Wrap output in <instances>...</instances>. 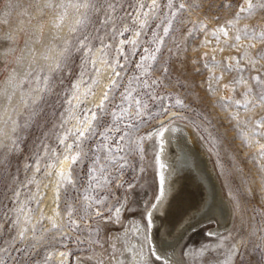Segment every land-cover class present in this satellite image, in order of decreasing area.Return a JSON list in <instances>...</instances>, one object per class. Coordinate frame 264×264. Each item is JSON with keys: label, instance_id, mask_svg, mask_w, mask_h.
Returning <instances> with one entry per match:
<instances>
[{"label": "rangeland", "instance_id": "374dc122", "mask_svg": "<svg viewBox=\"0 0 264 264\" xmlns=\"http://www.w3.org/2000/svg\"><path fill=\"white\" fill-rule=\"evenodd\" d=\"M108 2L0 0V39H6L4 44L0 43V93L5 92L8 83H13L14 90L18 89L24 95L22 107L14 105L11 109L15 111V130L5 138L0 137V249H8V253L0 254V261L5 264H43L46 252H54L57 254L54 260L58 262L61 259L58 253L64 252L67 254L62 258L65 264H99L101 260L103 264H116L113 259L115 245L116 259L121 264H129V248L132 246V251L140 253L142 242V236L132 229L142 223V214L151 209L160 193L158 153L162 141L160 137L145 139L141 144L142 151L128 152V146L135 147L139 137L146 136L160 121L167 123L171 119V122L180 120L196 131L234 209V219L231 229L223 237L224 243L219 242V237L208 235V231L215 228L212 222L187 235L181 247L187 264H257V261L264 264V156L260 155L264 136L254 135L253 129L243 123L248 118L255 121L264 117V105L246 110L243 105L220 99L232 96L235 100H242L248 86L253 84L248 77L260 74L264 78V60L258 61L255 68L249 67V58L264 50V42L257 40L255 47H249L251 40L244 38L233 47L235 29L228 30L230 42L227 45L223 38L217 42L211 35L212 29L233 17L244 0H183L191 6L190 11L180 14L167 36L163 34L164 25L157 29L160 22L152 19L143 29L134 55L131 44L123 45L127 59L119 57L124 67H114L120 76L114 77L117 87L110 90L108 87L107 110L111 111L116 103H120L121 94L129 88L118 112L121 116L118 126L128 135L121 143L115 139L118 134L113 131L104 144L106 147L112 145L111 155H125L128 166L118 171L116 165L122 161L117 160L115 165L101 167L107 155L101 149V160L90 182L92 161L72 164V183L61 182L59 187L56 199L58 217L46 212L45 187L50 175L45 173L57 172L58 163L45 157L44 146L56 149L60 160L63 158L54 136L60 131L54 126L65 118L60 114L67 115L71 111L83 116V109L100 104L87 102L100 82V72L96 70L101 69L99 60L114 66V58L118 56L114 49L119 40L135 38L131 32H125L122 37H111L109 29L112 24L105 26V9L100 7ZM113 2L127 4L128 0ZM131 2L135 3V0ZM80 3L95 4L98 10L75 7ZM225 4L233 7H225ZM61 5H66V9ZM80 19L84 20L83 24L77 23ZM201 21L208 25V29L193 31V24ZM115 24L121 31L125 26L138 30L130 20L116 21ZM244 25L259 30L264 26V11L241 18L239 26ZM153 30L163 37V44L155 61L147 60L144 70L137 69L135 65L145 55L144 49L157 47L153 43ZM206 35L211 43L202 45ZM85 36L88 37L84 41L87 48L79 44ZM104 44L112 47L104 49ZM53 46L57 48L50 55ZM245 50L250 57L240 61L244 71L241 73L235 68V60L230 61L233 70H226V58L240 57ZM36 54L44 56L41 64L35 61ZM212 57H215L212 66L205 67V60L212 61ZM47 58H51L50 62ZM92 60H95V67L90 62ZM31 62L34 65L30 68ZM57 64L61 65L59 70ZM213 73L222 75L223 79L217 82ZM241 75L247 83H234ZM129 77L138 79H132L129 85ZM210 83L214 91L209 89ZM76 84L84 85L85 89H81V85L77 89ZM224 85L229 88L225 89ZM13 92H7V100L14 98ZM137 99L142 102L139 115H136ZM177 100H181L183 106L176 104ZM224 104L228 106H222ZM162 106L168 107V115L154 118ZM129 108L133 113L131 117L127 114ZM96 111L99 115L101 110ZM236 112L240 124L231 118ZM172 114L179 119L171 118ZM111 121L109 115L104 124ZM76 125L75 119L69 120V127ZM100 139L97 136L86 140V150L93 148ZM14 140L18 142V148ZM116 145L123 151L118 153ZM37 154L44 157L38 172L35 165ZM15 192L19 193L18 197ZM98 200L104 202L98 203ZM68 205L75 209L71 218L80 225L79 229L68 226ZM116 207H121L118 221L115 212L109 211ZM86 209L92 211L85 219L82 217ZM97 211L100 215H96ZM110 216L113 219H109ZM53 220L57 228H53ZM21 228L28 229L23 240L17 238ZM233 246L238 251H234ZM192 247L196 248V254L187 253Z\"/></svg>", "mask_w": 264, "mask_h": 264}, {"label": "snow or ice", "instance_id": "6c2138e0", "mask_svg": "<svg viewBox=\"0 0 264 264\" xmlns=\"http://www.w3.org/2000/svg\"><path fill=\"white\" fill-rule=\"evenodd\" d=\"M224 6L229 8L233 7V5L231 4H225ZM61 7L66 9L67 6L61 5ZM75 7H77L78 9L91 8L93 10H98L97 5L90 3H80L78 5H75ZM100 7H103L105 9V20L103 21L105 26H107L108 24H112V27L109 29L112 38H115L117 36L122 37L125 32H131L135 37L132 40L120 39L116 48L114 49L115 52L118 54V56L114 58L115 65L113 66L110 64L109 66L120 67V68H123L124 65L120 64L119 57H124L125 59H127L123 45L131 44L133 46V55H134L136 45L139 43V37L141 36L143 29L148 26L150 20L155 19L160 22L156 25L157 29H159L162 25H164L163 34L164 36H167L173 26L174 21L180 18V14L182 12L190 11L191 8V6L186 5V3L183 2V0H181V2L179 3H177L176 0H164L163 3H161L160 0H135V3H132L131 0H128L127 4H117L113 2V0H109V2L106 5H101ZM118 10H120L119 14H116ZM256 11H264V0H244L243 4L239 6L238 11H236L233 14V17L231 19H227L223 25L219 26L216 29L211 30V35L213 39L219 42L221 38H223V42L227 45L230 42L228 39V30L235 29L236 35L234 41L231 42V46L233 47H237L240 44L241 40L244 38L251 40V44L249 45V47H255L257 40L264 42V26H260L259 30H257V27L255 26H248V25H244L243 27L239 26V21L241 18H248ZM114 14L116 15L114 16ZM124 20H130L138 30H133L132 28L125 26L121 31V29L116 26L115 22L116 21L122 22ZM77 23L83 24L84 20L80 19L77 21ZM196 29H199L200 31H205L208 29V25L202 21L197 22L193 24V31H195ZM191 34L192 32H189V35ZM152 36L154 38L153 43H155L157 47L155 49L152 48L144 49L145 55H142L140 57L139 62L136 63L135 65L137 69L144 70L145 61L156 60V53L159 52L160 46L163 44V37L159 36L155 30H153ZM87 39L88 37L85 36L82 40L79 41L81 47L87 48V45L84 43V41ZM208 43H211V41L207 39V35H206L204 40H202V45ZM110 47L112 46L109 44L103 45L104 49ZM87 50L91 52V49H87ZM104 55H107V53L105 52ZM205 57H207V54H205ZM248 57H250V53L247 50H245V52L240 57L226 58V60L224 61V67L226 70L229 71L233 70L234 65L230 61L235 60L236 61L235 68L242 73L244 71V68L240 66V61ZM262 60H264V50L256 53L254 57L249 58V67L255 68L257 62ZM214 61H215V57H212V61H208L206 59L205 67L212 66V62ZM90 62L95 67V60H92ZM60 67H61L60 64L56 65L57 70H59ZM96 70L99 72L98 68ZM165 71H167V69H165ZM115 76L119 77L120 73L116 72ZM213 77L217 82L223 79L222 75L215 76L214 73H213ZM134 78L138 79V77H129V85L131 84L132 79ZM248 79H251L253 84L248 86L247 91L243 94L242 100H235L232 96H227V97H221L220 98L221 101H225V102L233 101V103L237 106L243 105V108L246 110L264 105V78H262L260 74H257V75H250ZM234 83L237 84L247 83V80L241 75L237 77ZM117 86H118L117 80L113 79L111 84L109 85V90L112 87H117ZM75 87L79 89L80 85L76 84ZM224 88L228 89L229 85H224ZM209 89L214 91V86L211 83L209 84ZM233 91H235V89H233ZM128 92H129V88H126L125 93L121 94L120 103L123 102ZM158 98L161 100L164 99L163 97H158ZM113 99L115 98L113 97ZM108 101H109V92L106 91L104 94V99L100 102L99 105H95L91 109L82 110L83 116L73 113L71 111L67 115L61 113L60 115L65 118L61 120L60 124L54 126L60 129V131L54 133V136L57 146L60 149H62L63 160H60L59 156H57L56 149L49 148L46 144L44 146L45 157H47L48 159H54L57 163H60L61 165L63 164L64 161H68V160H71L72 164H77L90 159L92 161L89 167L90 182L91 179L94 178V174L96 172V165L99 164L101 160V157L99 155L101 149H104L107 153V155L104 158L105 163L103 165H100L101 167L107 168L110 164L115 165V162L117 160L122 161L121 164L116 165L118 171H122L124 167H127L128 161L125 158V155H117V156L111 155L112 145H108L106 147L104 144V142L108 140V137L113 134V131H115L118 134L115 137V139H118L121 143L125 141L126 136L128 135L121 129V127L118 126L121 118V116L118 115L120 109V103H116L115 107L111 111H109L107 110ZM79 103L80 101L78 100V104ZM141 104L142 102L139 99H137L136 115H139V109L141 107ZM176 104L183 106V102L181 100H177ZM222 106L227 107L228 105L224 104ZM96 109L101 110L99 115L97 114ZM127 114L129 117L133 115V113H131L130 111V108L127 110ZM109 115L112 117V121L105 125L104 120ZM164 115H168L167 106H162L160 110L155 114L154 118H158L159 116H164ZM238 115H239L238 112L232 113L231 118L237 119V123L240 124L241 121L238 119ZM172 118L179 119V117H176L175 114H172ZM70 119H75L77 121V125L74 127H69L68 124ZM243 123L249 125L253 129L254 135L264 136V117L255 121H253L251 118H248L247 120L243 121ZM171 129H174V125L172 124L171 119L167 123H165L164 121H160V123L156 127H154L151 132L147 133L146 136H141L138 138L135 147L129 144L128 152H132L134 150L142 151L143 149L141 148V144L145 139L160 137L163 142L165 133H167ZM13 130H15V128ZM97 136L101 138L100 141L96 143L93 148L86 150L84 146L85 141L95 138ZM70 138H71V142H68ZM13 143L16 144L17 148L19 147L17 141L14 140ZM115 147L118 153L123 151L121 148H119L118 145H116ZM260 155L264 156V147H262ZM43 158L44 157H41L39 154H37V158L35 161L37 172L40 171L41 160ZM45 167H47V165ZM52 167H55V164H53ZM163 167L164 165H161V168ZM45 174L51 175L50 172H46ZM57 176L60 182L72 183L70 179L71 173L65 172L63 168H61V170L57 172ZM32 182L33 181H29V183ZM129 187H131V185H129ZM14 194L17 197L19 196L18 192H15ZM163 196H164V177L163 174H161L160 193L155 198V202L151 204V209L157 208V205L161 202ZM103 202H104L103 200H98V203H103ZM121 207L109 209L110 212L112 211L115 212L117 221L121 215ZM74 211L75 209H73L71 205L67 206V214L69 217L68 226L79 229L80 225L76 224L75 221L72 220L71 218ZM91 211H92L91 209H86L85 214L82 218L86 219ZM96 215H100V213L97 211ZM28 219L30 220L31 218L29 217ZM109 219H113V217L110 216ZM141 220L142 223L132 229L133 231L137 232L139 235L142 236V242L140 246L141 251L139 253L140 256L139 264H151V261H159L160 264H167V260L164 257L170 250L174 251L176 245L167 244V242H162L155 238L154 232L158 231V228L154 224L153 212L151 210L142 214ZM19 223L20 222L17 219L16 224L18 225ZM53 228H57V225L54 220H53ZM27 231H28L27 228H21L17 234V238L23 240L25 238V233ZM208 235L214 236L216 234L208 233ZM52 239L55 240L56 238L53 237ZM145 243L147 244V252L143 251ZM52 247H54V245H52ZM161 250L164 255L161 254ZM233 250L238 251V249H236L235 246H233ZM116 251L117 250L115 249V245H113V259L116 260V264H121V261L116 259L115 256ZM6 253H8L7 248L0 249V254H6ZM56 255L57 254L54 252H46L44 256L43 264H65V261L62 258L67 254L64 252L58 253V256L61 258L58 262L54 260V257ZM182 255H184V253H182ZM0 264H5V262L0 261ZM99 264H103V260L99 261ZM257 264H260V262L257 261Z\"/></svg>", "mask_w": 264, "mask_h": 264}, {"label": "bare ground", "instance_id": "6f19581e", "mask_svg": "<svg viewBox=\"0 0 264 264\" xmlns=\"http://www.w3.org/2000/svg\"><path fill=\"white\" fill-rule=\"evenodd\" d=\"M3 39H0L1 44H4L6 40ZM56 48L52 47L50 55ZM34 58L41 64L44 56L36 54ZM47 59L50 62L51 58ZM33 65L34 62H31L29 67ZM99 65L101 66L100 82L92 96L87 99L88 104L100 103L104 99L105 92L108 91L115 73L118 72V69L114 71V67L104 64L103 59L99 60ZM80 85L84 90L85 86ZM14 88L16 87L13 83H8L5 92L0 93V137L4 138L11 134L16 126L15 111H11L12 107L23 105L24 95ZM7 92H13L14 98L7 100ZM172 124L174 129L165 133L158 153V160L161 165H164L160 171L164 177V196L157 208L150 210L153 212L154 224L158 228V231L154 232L155 238L167 244L176 245L174 251L170 250L164 257L167 264H187L181 253V247L187 235L212 222L215 228L208 232L215 233L214 236L220 238L219 242L224 243L223 237L231 229L234 219V209L230 199L225 195L210 154L199 141L196 131L180 120L172 121ZM71 167V160L64 161L62 165L58 163L56 171L59 172L63 168L65 172H70ZM57 172H52L47 180L48 186L45 187L44 200L46 212L56 218L58 217L56 199L61 184ZM132 249L131 246L129 264H139L138 250L132 251ZM187 253L196 254V248L192 247L191 250H187ZM161 254L164 255L162 250ZM151 264H160V262L151 261Z\"/></svg>", "mask_w": 264, "mask_h": 264}]
</instances>
